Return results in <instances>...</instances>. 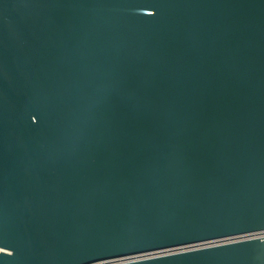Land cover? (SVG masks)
<instances>
[{"label": "water", "instance_id": "1", "mask_svg": "<svg viewBox=\"0 0 264 264\" xmlns=\"http://www.w3.org/2000/svg\"><path fill=\"white\" fill-rule=\"evenodd\" d=\"M0 264H264V0H0Z\"/></svg>", "mask_w": 264, "mask_h": 264}]
</instances>
